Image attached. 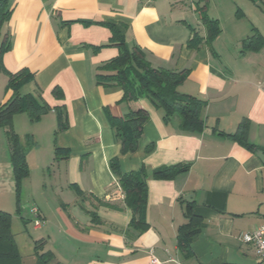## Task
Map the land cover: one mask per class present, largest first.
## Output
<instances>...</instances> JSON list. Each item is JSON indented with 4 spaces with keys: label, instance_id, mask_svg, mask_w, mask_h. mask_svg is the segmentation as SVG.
Listing matches in <instances>:
<instances>
[{
    "label": "crops",
    "instance_id": "0c3cea01",
    "mask_svg": "<svg viewBox=\"0 0 264 264\" xmlns=\"http://www.w3.org/2000/svg\"><path fill=\"white\" fill-rule=\"evenodd\" d=\"M199 6L198 0H12L2 28L10 43L3 67L10 73L28 69L33 80L20 95H40L67 117L63 131H57L54 112L37 123L26 114L13 118L29 168L24 185L48 166L63 174L60 194L54 185L45 204L32 206L42 221L33 228L34 241L42 242L40 253L52 254L51 264H264L241 240L264 226V162L257 155H264V0H207V16L221 31L194 50L188 47L192 30L205 38ZM109 26L129 48L143 50L152 68L189 72L177 91L206 102L200 134L180 132L177 117L164 123L163 112L147 99L122 102L119 88L96 83L98 68L118 55L106 46ZM255 34L263 45L244 48ZM100 46L106 47L95 50ZM55 88L62 99L53 97ZM11 95L5 88L0 104ZM138 109L148 112L138 149L122 155L106 112L123 118ZM243 120L251 150L219 135L235 133ZM1 131L7 153L0 192L14 187ZM56 150L62 151L58 158ZM114 158L122 174L143 165L149 176L145 232L129 227L132 211L109 166ZM178 164L188 170L172 180L150 178L154 169ZM188 216L199 228L189 255L177 246Z\"/></svg>",
    "mask_w": 264,
    "mask_h": 264
},
{
    "label": "trees",
    "instance_id": "16d2710c",
    "mask_svg": "<svg viewBox=\"0 0 264 264\" xmlns=\"http://www.w3.org/2000/svg\"><path fill=\"white\" fill-rule=\"evenodd\" d=\"M201 6L197 8L200 21L205 29V38L193 32L188 42V47L197 50L204 42L211 44L220 34V27L216 20L207 16V0H198ZM12 0H0V72L7 76L6 89L12 92L10 99L0 104V129H6V139L9 149V159L12 169L15 192L17 194V208L20 212V195L22 181L28 178L29 168L26 162V151L19 136L13 131V118L18 114H26L31 123H37L40 118L50 112H54L57 122V131L67 128V117L63 108H51L40 95L21 96L20 89L33 80V74L28 69H21L16 73L5 70L2 64V56L10 50L7 36L2 38V28L11 16ZM111 38L108 46L115 47L118 55L98 68L96 83L99 85L113 86L123 92L122 102H133L147 99L153 107L163 112V121L168 123L173 117L179 119V131L184 134L197 135L204 129L202 113L206 102L194 97L180 94L177 89L188 77V71H169L166 69H155L146 60L145 53L138 46L129 48L124 36L114 26H109ZM263 45V39L255 34L252 38L243 42L246 49L257 50ZM95 48L99 50L102 47ZM52 95L56 99H62V92L55 88ZM108 123L114 132L115 139L120 146L122 155L137 151L139 141L142 137V127L148 120V112L143 109L129 111L123 118H116L106 112ZM248 121L243 120L233 134L219 135L252 149L247 143ZM31 139V138H28ZM153 146L146 147L145 152H152ZM61 150H56L58 158ZM112 173L118 178V185L124 194V202L132 211L129 227L145 232L149 225L144 218L147 198L146 181L149 178L145 167L142 165L137 171L122 174L119 169L118 159L114 158L109 163ZM188 165L178 164L170 167H159L153 170L150 178L154 180H172L177 175L185 173ZM190 207H188L189 209ZM93 221L98 222L93 214ZM190 221L183 225L177 236V246L181 252L189 255L192 239L198 234L199 228ZM42 242H36L34 255L36 264H51L53 256L50 252L39 253ZM0 264H22L20 254L11 233L10 215L0 211ZM58 264V263H54Z\"/></svg>",
    "mask_w": 264,
    "mask_h": 264
},
{
    "label": "rangeland",
    "instance_id": "374dc122",
    "mask_svg": "<svg viewBox=\"0 0 264 264\" xmlns=\"http://www.w3.org/2000/svg\"><path fill=\"white\" fill-rule=\"evenodd\" d=\"M259 16L264 23V16L262 14H260ZM6 85L7 76L3 72H0V96H2ZM1 130L2 129H0V132H2ZM3 148H5L6 150V143L4 139L0 137L1 173L6 172L2 162H5L4 155H6L7 152H5L4 154ZM43 172L34 173L33 179L28 186L24 185V180L22 181L21 195L19 199L20 212H18L17 208V194L15 192V187H13L11 184L10 189L4 188L0 192V211L10 215L11 233L14 237V241L20 254L22 264H31L35 260L34 239L36 238L38 233L33 231L34 218L30 213V209L33 208L32 206L34 205L37 206V203L45 204V202L50 199L53 194V190L51 189V187L54 185H57L55 192L59 195V188H62L64 183V181L60 180V178L63 179V174L59 172L55 166H48L47 169H44ZM43 185L44 187H42Z\"/></svg>",
    "mask_w": 264,
    "mask_h": 264
},
{
    "label": "built area",
    "instance_id": "2783aa9c",
    "mask_svg": "<svg viewBox=\"0 0 264 264\" xmlns=\"http://www.w3.org/2000/svg\"><path fill=\"white\" fill-rule=\"evenodd\" d=\"M30 213L34 218L33 219L34 228H40V226L42 225V221L39 217L38 210L36 208H31ZM241 240L245 244L252 245L253 248L255 249L256 255L262 261H264V226L259 227L258 229H256L251 233L242 235ZM152 263L157 264L158 262L155 259H153Z\"/></svg>",
    "mask_w": 264,
    "mask_h": 264
},
{
    "label": "water",
    "instance_id": "95a60500",
    "mask_svg": "<svg viewBox=\"0 0 264 264\" xmlns=\"http://www.w3.org/2000/svg\"><path fill=\"white\" fill-rule=\"evenodd\" d=\"M257 155L262 160V162H264V155L261 152H258Z\"/></svg>",
    "mask_w": 264,
    "mask_h": 264
}]
</instances>
